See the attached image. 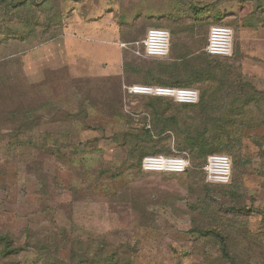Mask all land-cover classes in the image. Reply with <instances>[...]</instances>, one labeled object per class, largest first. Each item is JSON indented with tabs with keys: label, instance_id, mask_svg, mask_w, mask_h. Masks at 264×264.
Segmentation results:
<instances>
[{
	"label": "rangeland",
	"instance_id": "374dc122",
	"mask_svg": "<svg viewBox=\"0 0 264 264\" xmlns=\"http://www.w3.org/2000/svg\"><path fill=\"white\" fill-rule=\"evenodd\" d=\"M30 2L0 0V234L14 239L0 264H264V12L254 0ZM152 24L171 34L165 59L136 46ZM217 25L233 29V57L211 58L214 78L187 88L206 110L167 108L157 120L147 97L125 89L152 78L124 65L205 54ZM172 114L217 141L205 158L179 151L189 135L171 120L165 149L132 140ZM146 150L187 153L190 167L146 173ZM211 155L231 159L228 186L207 185Z\"/></svg>",
	"mask_w": 264,
	"mask_h": 264
},
{
	"label": "trees",
	"instance_id": "16d2710c",
	"mask_svg": "<svg viewBox=\"0 0 264 264\" xmlns=\"http://www.w3.org/2000/svg\"><path fill=\"white\" fill-rule=\"evenodd\" d=\"M30 1L31 0H28L29 5L31 4ZM36 1L37 0H35V2ZM41 4H44V6H45L46 1H42ZM254 4H255V6H257V10L260 11L259 15H262L261 13L264 12V0H254ZM38 6H40L39 3H38ZM201 11H202V9L195 10V12H194L195 20H196V17L199 16ZM126 44H129V43H126ZM129 48L137 49L135 47H129V46L126 49H129ZM143 52H144V49H143ZM204 52H205V54H200V55L195 54V55H192L191 57H188L185 60H181V61H179V60H172V61L148 60V62H144V63L138 64V65H132V64L127 63L124 65V68H125L124 72L128 73L129 71H137V72L144 73L145 78H147V80H149V78H152V82L149 80L151 83H146V84H150V85H156V86H162V87H174V88H190L191 86L197 84V82H203L206 78H210V79L214 78L213 76H209L208 73H209V71H211V72L217 71V69H215L214 67H211L209 65V62H210L211 58L221 59V57L209 56L205 50H204ZM224 59H229V58H224ZM146 99H147V101H149L146 108L148 110H150L149 111L150 113L154 114V117L157 120L158 119L163 120L164 112L167 111L166 110L167 108L168 109L171 108L170 110H172V111H175L177 108H180V110H187V111H190L192 113L195 112L196 109H199V110L203 109V111L206 110L203 106L204 104L196 106L197 104L196 105H185V104H178L176 102L174 103V105L164 108V106L167 105V103H168L167 98L147 97ZM170 100H172V99H170ZM196 113H198V112H196ZM26 116L28 119L30 116V113L27 112ZM177 116L178 115L172 114V115H170V117L168 119L165 120V123L161 127L157 126L158 131H157L156 135H155V132L152 131L151 127L146 125L142 129V132L139 136L134 135V134L131 135L132 140L135 141V139H136V141H137V140L143 139V140H147V141H150V142L156 143V144L161 143L162 146L160 149H162V148L165 149L166 146L164 145V141H162L163 139H161V138L167 134L168 128H169V123H170L169 120H171L173 125L178 127V129L176 128L175 130H178L179 134L183 133V134L189 135L187 140H183V143H181V141H179V143L177 145L179 148V151L187 150V149H189L190 151L197 150L201 154L200 157L205 158L208 155V153H210L213 149V147H211L210 144H214L217 141L207 140L205 138V135H203L205 132L204 128L198 132L194 131V129L181 130L180 126L178 125ZM133 130H135V129H133ZM196 134H198V136L196 138L192 137ZM151 152L152 151L146 150L145 153L140 155V157L138 159V167L140 169H141V164L143 162V159L146 156L151 155L154 151L152 153ZM177 156H188V155H187V153H180ZM204 161H205V159H204ZM207 185H210V186H228V185H216V184H210V183ZM230 187L233 190L235 189L232 186H230ZM232 196H236L235 191L231 193L230 197H232ZM232 211H234V210H232ZM214 232H215L216 237L220 240L221 246L223 247V251L225 254L224 256L226 258L230 259L229 258L230 255L228 252V246H227L228 243H227L226 239L220 233H218L216 231H214ZM209 233H212V232H206L205 234H203V236L207 237V236H209ZM198 234L201 235L202 232H199ZM13 245H14V239L10 235L0 234V252L4 258L6 256L12 255L14 253Z\"/></svg>",
	"mask_w": 264,
	"mask_h": 264
},
{
	"label": "built area",
	"instance_id": "2783aa9c",
	"mask_svg": "<svg viewBox=\"0 0 264 264\" xmlns=\"http://www.w3.org/2000/svg\"><path fill=\"white\" fill-rule=\"evenodd\" d=\"M144 55L148 58L165 59L170 55L171 34L163 28L149 29L142 42ZM129 45L122 44L123 48ZM209 56L230 58L234 53V31L228 26H213L210 29L208 43L205 48ZM129 94L143 97L172 99L178 104L196 105L200 101V93L194 89L162 87L151 85H131L125 87ZM190 167L188 156H147L143 159L142 169L154 174H185ZM206 181L210 184L228 185L232 181L233 165L228 156L211 155L204 167Z\"/></svg>",
	"mask_w": 264,
	"mask_h": 264
},
{
	"label": "crops",
	"instance_id": "0c3cea01",
	"mask_svg": "<svg viewBox=\"0 0 264 264\" xmlns=\"http://www.w3.org/2000/svg\"><path fill=\"white\" fill-rule=\"evenodd\" d=\"M156 19V18H155ZM154 18L152 19V20H155ZM95 24V23H94ZM154 24V23H153ZM152 24V25H153ZM156 24H159V23H156ZM151 25V26H152ZM131 26H132V24H131ZM152 28H157V29H159V28H161V26L160 25H153L150 29H152ZM111 31H112V29H111ZM115 31V28H114V26H113V32ZM119 31H121L122 32V30L120 29ZM114 35H118V36H122V34L121 33H114ZM107 36H110L109 34L107 35ZM115 38H117V36L115 37ZM95 40H99V39H97V38H94ZM127 43H132V42H127ZM122 44H124V43H122Z\"/></svg>",
	"mask_w": 264,
	"mask_h": 264
}]
</instances>
